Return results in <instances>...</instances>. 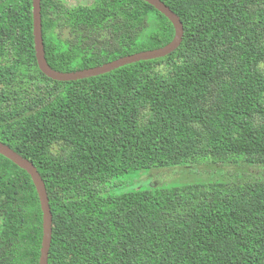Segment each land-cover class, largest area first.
<instances>
[{"label":"trees","instance_id":"trees-1","mask_svg":"<svg viewBox=\"0 0 264 264\" xmlns=\"http://www.w3.org/2000/svg\"><path fill=\"white\" fill-rule=\"evenodd\" d=\"M76 1L41 0L56 71L175 36L144 0ZM161 1L184 26L176 51L59 82L36 62L32 0H0V141L45 182L48 264H264V0ZM207 159L241 174L157 183L159 170ZM135 172L149 181L127 189ZM42 238L31 176L0 155V264H39Z\"/></svg>","mask_w":264,"mask_h":264},{"label":"water","instance_id":"water-1","mask_svg":"<svg viewBox=\"0 0 264 264\" xmlns=\"http://www.w3.org/2000/svg\"><path fill=\"white\" fill-rule=\"evenodd\" d=\"M144 1L153 6L160 13H162L173 25L175 30V36L169 44L155 50L143 51L126 57H121L117 60L105 63L101 66L84 69L76 72H60L54 70L47 62L42 32L41 0H32L33 39L36 62L39 67V70L45 76L55 81H77L103 75L125 65L133 64L136 62L164 58L169 54L173 53L179 48L184 38V26L180 17L175 14L161 0ZM0 155L9 159L19 168L25 170L32 178V181L38 193V197L41 204V210L43 213V238L39 264H48L53 234V215L45 182L41 177L40 173L38 172L36 166L31 161L24 158L22 155L13 150L10 146L1 141Z\"/></svg>","mask_w":264,"mask_h":264},{"label":"rangeland","instance_id":"rangeland-1","mask_svg":"<svg viewBox=\"0 0 264 264\" xmlns=\"http://www.w3.org/2000/svg\"><path fill=\"white\" fill-rule=\"evenodd\" d=\"M76 1V0H71ZM76 2H79L77 0ZM206 163L200 164V165H182L180 167H176L178 169L175 170V168H171L173 170L169 169H162L159 170L156 174L160 178L157 183H167L163 185H181V184H192V183H208L211 181H216V179L220 178L223 175V170L229 177L233 178L239 174H241V171L236 168L234 164H229L227 166H224L219 169V171L216 170L215 164H213V161L211 159L205 160ZM260 170L257 167H252L249 169L248 174H257ZM144 175L148 172H143ZM142 173L135 172L127 175L124 179L126 181L125 186L127 189H133L135 186L139 183H143L147 181L148 176H142ZM153 174L152 176L156 178V174ZM150 175V174H149ZM236 178V177H235ZM174 180V181H173ZM149 181V179H148ZM124 186H122L119 191H122L126 189Z\"/></svg>","mask_w":264,"mask_h":264}]
</instances>
